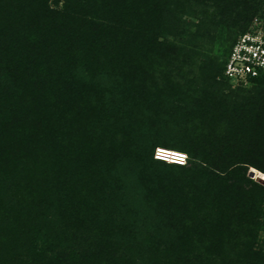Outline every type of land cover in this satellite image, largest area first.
I'll return each mask as SVG.
<instances>
[{"label": "trees", "instance_id": "trees-1", "mask_svg": "<svg viewBox=\"0 0 264 264\" xmlns=\"http://www.w3.org/2000/svg\"><path fill=\"white\" fill-rule=\"evenodd\" d=\"M261 8L0 0V264H264V74L223 77Z\"/></svg>", "mask_w": 264, "mask_h": 264}, {"label": "built area", "instance_id": "built-area-1", "mask_svg": "<svg viewBox=\"0 0 264 264\" xmlns=\"http://www.w3.org/2000/svg\"><path fill=\"white\" fill-rule=\"evenodd\" d=\"M252 30L239 35L232 45L223 70V77L229 82H244L264 74V28L255 20ZM164 149H156L155 159H172L178 165H184L185 154L164 153Z\"/></svg>", "mask_w": 264, "mask_h": 264}, {"label": "rangeland", "instance_id": "rangeland-1", "mask_svg": "<svg viewBox=\"0 0 264 264\" xmlns=\"http://www.w3.org/2000/svg\"><path fill=\"white\" fill-rule=\"evenodd\" d=\"M257 17L253 20V22L255 20H257L260 24L259 26L263 27L264 28V8H261L259 11H258V14L256 15ZM237 34V32L235 33V35ZM220 41H217L215 40L214 44L210 47V49L206 50L207 54L210 55V56H213V55H219V56H222L226 50V44L225 46L222 45V42L219 43ZM239 82H230V88L231 89H235V88H238L240 87V85H242V87H245V86H248L247 83H244L242 82V84H237ZM250 171V170H249ZM248 176H249V173H248ZM257 176H260L261 178H264L263 175L259 174L257 171H254V176L253 177H250L251 179H256Z\"/></svg>", "mask_w": 264, "mask_h": 264}, {"label": "water", "instance_id": "water-1", "mask_svg": "<svg viewBox=\"0 0 264 264\" xmlns=\"http://www.w3.org/2000/svg\"><path fill=\"white\" fill-rule=\"evenodd\" d=\"M254 176V170H250L249 171V177H253ZM257 182H264V178H261L260 176H257L255 179Z\"/></svg>", "mask_w": 264, "mask_h": 264}, {"label": "clouds", "instance_id": "clouds-1", "mask_svg": "<svg viewBox=\"0 0 264 264\" xmlns=\"http://www.w3.org/2000/svg\"><path fill=\"white\" fill-rule=\"evenodd\" d=\"M169 151V150H168ZM170 152H173V151H170ZM160 160V159H159ZM166 163H169V162H166ZM178 165V164H177Z\"/></svg>", "mask_w": 264, "mask_h": 264}]
</instances>
